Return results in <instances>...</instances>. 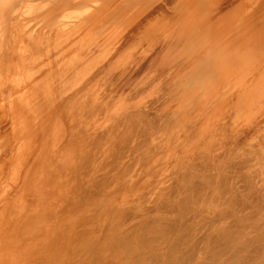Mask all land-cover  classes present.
Instances as JSON below:
<instances>
[{"label": "rangeland", "instance_id": "obj_1", "mask_svg": "<svg viewBox=\"0 0 264 264\" xmlns=\"http://www.w3.org/2000/svg\"><path fill=\"white\" fill-rule=\"evenodd\" d=\"M263 262L264 0H0V264Z\"/></svg>", "mask_w": 264, "mask_h": 264}, {"label": "bare ground", "instance_id": "obj_2", "mask_svg": "<svg viewBox=\"0 0 264 264\" xmlns=\"http://www.w3.org/2000/svg\"><path fill=\"white\" fill-rule=\"evenodd\" d=\"M64 4H67V3H64ZM8 5H9V4H8ZM8 5H7V6H8ZM7 6H6V7H7ZM6 7H5V8H6ZM5 8H4V9H5ZM7 8H8V7H7ZM7 11H8V9H7ZM7 11H6V9H5V12H7ZM5 16H6V14H5ZM263 263H264V262H263Z\"/></svg>", "mask_w": 264, "mask_h": 264}]
</instances>
